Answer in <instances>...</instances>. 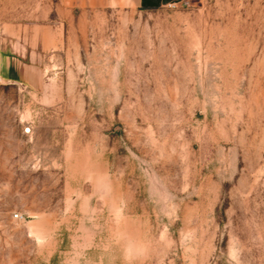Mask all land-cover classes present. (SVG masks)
<instances>
[{
  "label": "rangeland",
  "instance_id": "374dc122",
  "mask_svg": "<svg viewBox=\"0 0 264 264\" xmlns=\"http://www.w3.org/2000/svg\"><path fill=\"white\" fill-rule=\"evenodd\" d=\"M38 10L0 6L41 69L0 80V264H264V0Z\"/></svg>",
  "mask_w": 264,
  "mask_h": 264
},
{
  "label": "crops",
  "instance_id": "0c3cea01",
  "mask_svg": "<svg viewBox=\"0 0 264 264\" xmlns=\"http://www.w3.org/2000/svg\"><path fill=\"white\" fill-rule=\"evenodd\" d=\"M17 1L21 0H0V6L14 7ZM30 4H35L39 8L38 21L46 23L48 13H54L56 16L66 13L72 15L74 8L81 10L95 9H142L161 7L166 4H171L180 0H23ZM49 7V10H48ZM38 33V34H36ZM22 35V34H19ZM49 35V36H48ZM16 34L8 32L6 38H15ZM33 38L44 40L40 45H46L45 40L50 37L58 38L59 35L48 34L46 27H39L38 31H34ZM6 47V48H5ZM8 46L0 47V80L6 83H18L21 85L35 83L40 80L41 69L35 65L22 62L12 55V52L7 53ZM9 52V50H8ZM11 54V55H10ZM37 80V81H36ZM30 86V85H29Z\"/></svg>",
  "mask_w": 264,
  "mask_h": 264
},
{
  "label": "built area",
  "instance_id": "2783aa9c",
  "mask_svg": "<svg viewBox=\"0 0 264 264\" xmlns=\"http://www.w3.org/2000/svg\"><path fill=\"white\" fill-rule=\"evenodd\" d=\"M168 5H170V4H168Z\"/></svg>",
  "mask_w": 264,
  "mask_h": 264
}]
</instances>
